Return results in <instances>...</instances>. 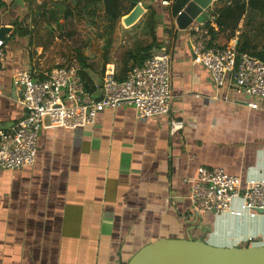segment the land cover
I'll return each instance as SVG.
<instances>
[{
  "label": "crops",
  "instance_id": "1",
  "mask_svg": "<svg viewBox=\"0 0 264 264\" xmlns=\"http://www.w3.org/2000/svg\"><path fill=\"white\" fill-rule=\"evenodd\" d=\"M1 1L0 28L10 30L0 37V129H9L25 113L12 85L15 72L48 67L38 58L41 46L32 53L10 25L15 4L23 1ZM119 1L122 12L130 0ZM138 1L144 11L151 5L161 14L154 28L158 44L149 55L163 47L170 52L168 115L140 118L133 105L123 104L104 109L88 126L42 129L31 166L0 170V264H127L158 239L264 245V213H248L240 199L227 212L196 213L189 200V179L201 167H221L243 183L264 180V110L249 108L252 98L234 84L217 88L193 61L189 28L197 21L179 29L180 12L170 17L169 4ZM111 2L103 0L106 12ZM216 3L199 0L195 10L212 20ZM210 26L211 46L236 45L238 29L229 37L231 30H218L214 19ZM150 40L143 36L137 49ZM127 45L119 59L134 50ZM127 69L95 62L86 73L98 81L105 70L122 76ZM170 119L181 128L171 132Z\"/></svg>",
  "mask_w": 264,
  "mask_h": 264
},
{
  "label": "built area",
  "instance_id": "2",
  "mask_svg": "<svg viewBox=\"0 0 264 264\" xmlns=\"http://www.w3.org/2000/svg\"><path fill=\"white\" fill-rule=\"evenodd\" d=\"M161 4L168 5L169 1L162 0ZM212 20L197 21L189 28L193 61L205 67L217 88L234 84L252 98L247 103L249 108L264 110V61L238 53L235 41L211 46L207 21ZM64 61L51 68L37 70L29 65L15 72L12 85L25 113L11 128L0 129V170L31 166L44 128L88 126L104 109L123 104L133 105L140 118L167 116L170 111L173 96L170 52L166 47L135 64L122 81L105 70L98 81L87 84L78 59L71 57ZM170 124L171 132L182 126V122L174 119H170ZM189 182V200L196 213L230 211L236 199L242 201L248 213L259 210L264 213V180L243 183L239 176L221 167H201Z\"/></svg>",
  "mask_w": 264,
  "mask_h": 264
},
{
  "label": "trees",
  "instance_id": "3",
  "mask_svg": "<svg viewBox=\"0 0 264 264\" xmlns=\"http://www.w3.org/2000/svg\"><path fill=\"white\" fill-rule=\"evenodd\" d=\"M188 2L189 0H170V17L175 18ZM44 3L41 1L38 6L42 5L44 8ZM2 4L0 0V6ZM49 5L51 6L47 10L55 24L58 25L60 20H69L74 27L79 26L86 34L88 54L78 52L77 59L87 84L91 83V78L86 69H92L95 62L102 66L107 63H114L117 67L119 63H122V66L127 65V73L115 76L117 80L122 81L135 64L141 63L149 56L153 44H158L154 28L159 24L161 14L151 5L145 7L146 10L138 20L128 27L123 26L121 17L133 9L135 3L132 1L122 12L119 0H112L109 12L104 10L103 0H49ZM41 14H44V11ZM252 14L255 17L253 21ZM212 16L218 30L229 28L234 32L238 29L235 45L238 53H247L264 61V0H219L214 4ZM239 23L242 26L237 28ZM207 26L212 36L213 28L208 21ZM143 36H150L151 40L139 50L136 43ZM131 43L135 45L134 50L128 51L119 59V50Z\"/></svg>",
  "mask_w": 264,
  "mask_h": 264
},
{
  "label": "water",
  "instance_id": "4",
  "mask_svg": "<svg viewBox=\"0 0 264 264\" xmlns=\"http://www.w3.org/2000/svg\"><path fill=\"white\" fill-rule=\"evenodd\" d=\"M130 1L135 5L122 19L125 26L136 22L144 12L138 0ZM197 1L188 2L176 16L179 29H186L193 21L204 20L205 14L195 10ZM9 30V27H1L0 37ZM127 264H264V245L222 247L198 239H158L137 251Z\"/></svg>",
  "mask_w": 264,
  "mask_h": 264
},
{
  "label": "rangeland",
  "instance_id": "5",
  "mask_svg": "<svg viewBox=\"0 0 264 264\" xmlns=\"http://www.w3.org/2000/svg\"><path fill=\"white\" fill-rule=\"evenodd\" d=\"M15 4V9L11 12L13 16L10 25L14 26L19 36H23L32 45V53L36 52V47L41 46L38 58L45 67L51 68L59 65L64 60L76 57L77 53L88 54L86 34L79 26L74 27L69 20H60L55 24L49 15V0H22ZM41 1L45 2L44 8L38 6ZM10 4V0L7 2ZM11 10V9H10ZM44 11V14L41 12ZM252 21L255 17L251 16ZM246 21V19H244ZM246 23V22H245ZM224 30V29H219ZM231 30V29H230ZM231 33V34H230ZM229 37L233 35L230 31Z\"/></svg>",
  "mask_w": 264,
  "mask_h": 264
}]
</instances>
